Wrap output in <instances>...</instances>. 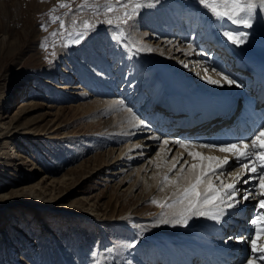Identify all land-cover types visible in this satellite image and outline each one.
<instances>
[{
    "label": "rangeland",
    "instance_id": "rangeland-1",
    "mask_svg": "<svg viewBox=\"0 0 264 264\" xmlns=\"http://www.w3.org/2000/svg\"><path fill=\"white\" fill-rule=\"evenodd\" d=\"M139 2L146 6L137 10L126 24H119L115 18L122 15L123 9L117 0H0V132H7L8 127L19 129V133L9 132V137L5 134L0 138V264H95L97 258L101 264H141L134 254L137 236L127 227L120 228L115 219L126 214L166 218L174 211L170 208L157 214L159 206L152 200L170 203L180 186L174 183L180 166L184 164L187 175V166L196 161L187 154L178 160L176 170L166 172L167 167L159 163L166 145L150 128L154 111L141 110L152 98L151 89H142V97L136 100L140 87L150 78L148 64L136 66L132 73L129 66L120 74L122 57L109 70L103 66V57L112 61L115 55L111 48L119 45L124 53L130 49L127 46L131 41L135 44L133 55L137 51L140 56L149 53L159 62L172 60V64H177L179 76H186L182 69L188 70L193 72L191 79L198 78L210 85L200 58L194 60L196 65L190 58L192 64L184 68L181 53L176 55L179 47L186 48L193 42L194 34L200 32L205 36L189 10L207 11L198 0ZM60 4L68 7L61 8ZM109 4L116 10L107 12ZM128 11H132L131 7ZM161 11L180 13L179 22L186 26L195 19L188 40H180L182 27L169 30L158 16ZM206 14L215 20L211 28L219 36L223 37L226 30L247 32V41L253 45L249 50L264 49V19L254 20L252 28L229 21L240 28L236 31L209 12ZM53 17L59 19L53 22ZM109 18L114 21L111 25L106 22ZM158 18L165 27L156 34L147 29L145 22L150 20L158 28L155 22ZM85 20L91 25L88 30L83 27ZM60 21L64 22V29L60 28ZM139 21L144 25L139 24L138 30ZM121 30L123 35L115 39ZM78 32H83L84 38L79 44L71 43L69 35L75 38ZM88 37L94 40L83 46ZM199 46L202 44L195 45L194 53L199 52ZM141 48L145 50H138ZM239 51L246 54L248 50ZM60 55L66 63L58 72L54 66ZM101 59L102 62L98 61ZM88 70H91L89 74ZM212 72L209 70L208 76L220 81ZM130 74L131 84L127 88L125 81ZM41 78L44 83L38 81ZM109 80L114 81L116 89L106 96L103 87L107 88ZM185 83L194 89L190 81ZM135 84L137 87L133 89ZM117 104L141 118L147 127L144 135L129 137L133 131L127 134L113 113L112 108ZM131 145L136 146L128 150ZM178 149L166 155L167 161L177 157ZM238 168L233 164L226 179L231 176L230 182L234 181L236 173L231 172ZM165 175L169 182L164 181ZM213 183L219 185L215 177ZM33 185L34 189L30 190ZM257 199L252 197L248 202L256 201L257 205ZM101 225L111 236L110 247L104 244L106 237Z\"/></svg>",
    "mask_w": 264,
    "mask_h": 264
},
{
    "label": "bare ground",
    "instance_id": "bare-ground-1",
    "mask_svg": "<svg viewBox=\"0 0 264 264\" xmlns=\"http://www.w3.org/2000/svg\"><path fill=\"white\" fill-rule=\"evenodd\" d=\"M189 12L191 13V17L197 18L196 22L199 23L201 30L204 29L205 36H203L204 34L201 35L200 32H199V34L196 33V34H194L193 42L189 43L188 47H186V48L179 47L177 49L176 55L181 53L180 57H181V59L184 60L182 65H187V67L184 66V68H188V66H190V64H192L190 62V58L191 59L193 58V61L194 60L196 61V59L200 58L202 60L201 65L205 67V70H206L205 75H207V77H211V76H208V71L212 70L214 72V73L212 72V74L214 75L215 78H216V76H219L220 81H223L222 77L228 76L230 79L236 80L237 84L241 85L240 87H236L235 85H228L224 81H223V83H221V86H217V87H216V84H210L209 83L210 85H207L205 83L206 81H203L201 79H198V78H196V79L194 78L195 80L191 79L193 76V72H190V71L184 70V69H182V72H185L184 74H186V76L184 75L183 77H181V75L179 76V74H178L179 69H177V64H175V65L172 64V60L159 62V61L155 60L153 57H151V55L149 53H146V54H143L142 56H140L139 52H137V51H135V55H133L132 51H134L135 44L131 41H129V43H130L129 45H128V42H126V46L128 45L127 48H130V49H128L124 53L122 52L124 49L122 50L119 45L115 48H111L110 52L114 53V55H115V58H113L114 55L112 56V58H113L112 61H108V59H105V57L100 56V58H102V57L104 58L103 63H105V65H103V66H105V68L106 67L108 68L109 66L111 67L115 61H118L119 58L122 57V61H120L121 66L119 67L120 74H122V72H124V68H128L129 66H130V70L132 73V71H134L137 68L136 66H143L145 64H148L147 68L150 69L151 75H150L149 80L144 82V84L140 87V89H139L140 94L139 93L137 94L136 100L142 97L141 92H142V89H144V88L151 89L152 98L145 102V106L142 107L141 110L148 109V111H150V110L155 111L156 108H160V112L164 114L165 112H169V109L167 108V107H169V105H171V106L173 104L177 105V103H182L183 101H186V100L187 101L197 100L198 102L207 105V107L213 108V109H216L219 111L229 110V112H230L231 109L234 108V106L236 105V109L238 111L237 112L238 114L244 113V111L247 109L243 115V123H245L247 125H253L254 126L257 123V121L262 120L261 128L264 127V121H263L264 120V106H262L261 104H258V102L255 101L253 98L254 94H259L264 89V49H263V47L261 46L263 50L260 48V46L257 47V48H260L257 50V52L250 51L249 49H251V47L253 45H251V43L247 41L246 43L240 45V47H241L240 49H245L246 51L248 50L246 54H243L242 51L234 50V49H238L237 45H234V44L230 43L229 41H226L225 38H223L224 36L223 37L219 36L216 33L215 29L211 28L213 26V24L215 23L214 22L215 20L213 21V18L210 17L209 15H207L206 11H205L206 13H204L200 9H195L193 11L189 10ZM153 16H155V14H153ZM158 16H159V18L161 17V19L164 20V23H166L168 25L169 30H171L174 27L175 28L178 27L179 29L182 27L183 34L180 36L181 37L180 40L181 41L188 40V33L190 32L191 27L193 26L195 19H193V23H191V24L187 23V26H186V25L180 24V22H179L180 17H178V16H180V13L176 14L175 12L161 11V12H159ZM159 18H158V21L157 20L155 21L154 19H152L156 22L158 28H156L154 26V24H153L154 22H152L150 20L148 22L146 20L147 22H145V25H147L146 26L147 29L151 28V31L156 32V34L160 33V31L163 30L165 25L160 21L161 19H159ZM222 23L224 24V26L230 25V29L237 30V27L230 24V22L227 20H223ZM139 24L141 25L142 23H140V21L137 22L136 26L138 25L137 26L138 30L140 28ZM143 25H141V26H143ZM198 31L199 30H196V32H198ZM167 34H170V31H168ZM173 35H174V33H173ZM142 36H143V34H142ZM94 37L96 38V41H97V37L96 36H94ZM94 37H92L93 40H94ZM155 37L158 38L157 35H155ZM92 38H90V37L86 38L84 43H83V46L85 44L90 45L89 40ZM139 39L140 38L137 37V40H139ZM102 44H103V42H102ZM197 44H202V46H199L200 49L204 46L205 47L208 45L210 46V44H212V46H213V44H215V45L218 44L221 47H225V48H228V50H232L231 53H234L237 57L240 58L239 68H233L232 69L233 72L230 74L222 66V63H223L222 60L218 59L214 55H209L208 53L202 52L201 55H202V57H204V59H205V61H204L201 57H199L198 52L194 53V51L196 50L194 47ZM105 45H106V43H105ZM189 45L192 46L191 49L189 48ZM101 46L103 47L104 44ZM200 49H199V51H200ZM92 51H94V49ZM95 51H97V50H95ZM197 51H198V49H197ZM185 53H188V54H185ZM99 54L100 53H98V55ZM90 55L93 56V53H91ZM101 55H104V54L102 53ZM131 58H132V60H131ZM98 61L102 62V59L98 60ZM195 61L193 64L196 65ZM216 61H221V62H219V64H218V62L216 63ZM64 63H66L65 57L63 55H60V57L56 63V66H54L55 71H58V72L61 71V69H62L61 66ZM108 70H109V68H108ZM81 71H83V70H81ZM89 72H91V70L90 71L88 70V74H89ZM106 72H107V69H106ZM63 73L66 75L65 71H63ZM96 74H98V72ZM90 75H91V73H90ZM88 76H87V78H88ZM33 77H35V76H33ZM108 77H109V75H108ZM108 77H107V79H108ZM131 77H132V75L130 74L126 78L125 82H126L127 88L131 84V82H130ZM42 79L43 78L39 79L38 81L44 83L45 80H42ZM134 81H136V80H133V82ZM186 81H190L192 83V87L194 88L193 90H191L188 87V85L185 83ZM98 83H100V82H98ZM106 84L107 83H105V85ZM98 85H100V84H98ZM105 85H103V86H105ZM115 86L116 85H115L114 81H110L107 84V88L103 87V89H105V90H103L105 95L111 96L113 94V90L116 89ZM136 87L137 86L135 84L133 89H135ZM106 89H108V90H106ZM246 101L249 102V105L247 107H245V109H244L243 104ZM241 102H242V105H241ZM240 107H242V108L240 109ZM112 109H113V113L115 114V116H117V119L120 121L121 124L124 125L123 128H124V130H126L125 132H127V134H129V131L130 132L133 131V134L129 135V137H134V136L136 137L138 135L142 136L146 133L144 130H147V127L146 126L144 127V122H143V124L140 123V121H142V120L139 116H137V117L135 116L136 119L134 120L133 119V116H134L133 113H131L129 110H126L122 105L117 104ZM140 115L143 116V114H140ZM210 127H211V124H204L201 126L199 124H197L195 127H193V128L191 127L186 132H183V133L177 132L173 135H168V134L160 135L159 134V137H157V138L163 139L164 144L166 145L165 154L162 157V159L160 158L161 160L159 163L160 164L162 163L164 166L167 167V170L165 169L166 172L167 171L169 172V168L171 167V165L173 163H177L181 157L184 158L187 155L188 151H198V152H201L204 156H216V157H219L220 159H223L224 157L227 156L229 161H233L234 158L230 153L220 152L216 148H201V147H199V145L202 143H208L205 140L209 139V136L212 135L211 133L208 132ZM8 128L6 130L7 132H5V131L0 132V138L5 137L4 136L5 134H7L6 136L9 137V134H8L9 132H11L10 134H12V135L19 133V129H17V128H15L14 130H11ZM260 129H256L257 134H259ZM196 130H200L202 133L199 132L197 134V133H195ZM252 131L247 135L248 138H245V139L239 138V136H237V138H235V137L230 138L229 134H219L217 137V140L214 143H208V144L221 145V144H226V143H230V142L231 143H237L240 140H244V142L250 143ZM230 133H233V131ZM212 138H215V137L213 136ZM177 140L189 142L191 144L196 145V147H194V148L190 147L188 149L182 148L178 144L175 143V141H177ZM165 141H167V143H165ZM136 143H138V142H136ZM135 146L136 145H131V147H128L127 149L132 150L133 148H135ZM176 147H179L178 151L176 152V153H178V155L175 154L177 157H175V159L173 158L174 160H172L170 162L167 161V159L165 158L166 155L168 153H170L172 149L174 150ZM144 148L150 149V147H144ZM120 154H122V152ZM183 154H185V155H183ZM196 162H198V161H196ZM233 164H235V163H231L229 166H226L224 169L220 170V172H222V173L224 172V174H225V175H222V174L220 175V180H223L224 183H233L234 182V181L230 182L231 181L230 179L232 178L231 176H229L230 179L229 178L226 179V176H228L227 171L232 168ZM239 171H240V168H238L237 170H235L234 172H231V173L235 174ZM188 175H189V173H187V175H185V176H188ZM214 177L216 178V176L211 177L212 180L214 179ZM244 178L245 177H243L241 179V181ZM220 180H218V182H220ZM179 183L180 184H178V185H180V186L178 187L177 191H179L181 188L186 186L188 181L185 179V180H181ZM256 183H257V181H252L249 184L239 182V183H237V188L238 189L240 188L239 189L240 193L243 190H245V191L252 190L253 191V187ZM29 188H30V190L34 189V185L29 187ZM23 192L24 191H21V193H23ZM172 197L174 198L173 195H172ZM249 201H251V200L249 199ZM245 204L246 203L243 202L242 204L238 205L237 209H239V210L228 209L227 210L228 214H226L224 217H222V219L219 222L214 221V220L207 218V217H193V218L188 220L186 225L178 224V223L174 222L176 219L174 213L178 210L177 208H173L174 211L171 212L169 214V216L166 218H161V217L157 218L156 216L151 217V218H148V217L143 218L140 216L138 217L134 214H126L119 219H115V221L118 223V226L120 228L127 227L137 236V239H136V243H137L136 250L137 251L134 254L139 257V261L141 264H157V262L160 261L161 259L158 256L153 255V254H155L156 249L159 250V253H161V256H162L164 261H166V262L172 261L176 264H191L190 260L197 259L200 256V254H204L205 256H208V257H212L215 255L230 256L226 260L225 264H228V263L233 264L235 262V259H236L233 256H238L237 257V263L243 264V261L245 258V255H244L245 252L247 254L250 253V255H251L250 244L246 243V242H243V243L239 242L235 238L229 239V237H241V236L247 237V236L253 235L254 226L251 225L250 223H248L249 220H247V222L245 224H241V225L238 222V219H239L238 216L241 215V212H244L250 208L248 206L246 207ZM167 209H170V208L159 207L157 210L158 211L157 214L165 213V211H167ZM259 210H262V209L259 208ZM251 212H252V210H251ZM258 213L259 212H257L256 214H258ZM261 213H263V212H261ZM251 218H252V216H251ZM164 220H167L168 222L163 223L162 221H164ZM100 227L103 228L102 225ZM216 227H221L223 230L226 231L224 236H222V237L214 236V230L216 229ZM103 231H104L103 232L104 236L103 235L102 236L106 237L104 244L106 247H110L108 244L112 242V240L110 238L111 236H108V233L105 230V228H103ZM259 243L264 244V238H262L259 241ZM114 248H116V247H114ZM109 253H111V252H109ZM102 256H104V255H102ZM250 258H251V256L249 257V259ZM121 259H122V257H121ZM125 260H126V258H125ZM163 260H162V263H164ZM158 264H160V263H158ZM256 264H264V261H257Z\"/></svg>",
    "mask_w": 264,
    "mask_h": 264
},
{
    "label": "snow or ice",
    "instance_id": "snow-or-ice-1",
    "mask_svg": "<svg viewBox=\"0 0 264 264\" xmlns=\"http://www.w3.org/2000/svg\"><path fill=\"white\" fill-rule=\"evenodd\" d=\"M198 3L218 21L227 20L232 24L243 26L244 28H252L253 21L257 19H264V0H198ZM120 9H123L122 15L115 18L119 24H126L133 18V15L142 7L146 5L137 0L135 3H120L117 0ZM87 6V5H85ZM59 7H68L66 4H60ZM107 12L115 11V7L111 4L107 5ZM131 7L132 11H128ZM259 9V12L257 11ZM58 17H53L55 22ZM108 24H113V19L109 18L106 21ZM75 24V21H73ZM83 27L88 30L91 25L88 21H83ZM60 28L64 29L65 24L60 21ZM57 35L56 33L52 34ZM123 35L121 30L120 34L114 38L119 40ZM223 36L227 38L234 45H242L247 42V32H233L226 30L223 32ZM84 38L83 32L75 34V38L69 35L71 43L79 44ZM191 45L189 48L191 49ZM138 50H145L143 48ZM152 51V49H147ZM188 54V53H185ZM187 67V65H185ZM208 83L219 84V80L206 77ZM223 81L228 85L237 84L236 80L230 79L228 76L222 77ZM129 111H131L129 109ZM135 120L136 117L133 116ZM143 124V121H140ZM254 138L250 139V143L240 140L237 143H226L221 145L202 143L199 145L201 148H216L220 152L230 153L233 156V161H229L228 157L220 159L216 156H204L198 151H188V156L192 158L194 162L187 166L188 176L184 175V164L180 166V170L177 173V180L174 182L177 185L181 180H187L186 186L179 191L173 193L174 199L170 203H160L156 200H152V203L157 204L159 207L177 208L174 213L176 219L175 223L186 225L188 220L193 217H207L214 221H220L227 213L228 209H237V206L244 201H248L252 197H257V203L259 208L264 209V127L259 130V134H253ZM167 143V141H165ZM180 147L188 149L190 147H196V145L189 142L177 140L175 141ZM140 147V145H137ZM182 159V157H181ZM179 162V161H178ZM187 164V161L184 162ZM231 163H235L240 168V171L236 173L233 183H224L220 180L222 174L220 170L229 166ZM177 167L176 163H173L169 168V172H173ZM216 176L217 180H220L219 185L213 183L212 176ZM243 176H248V179H244L242 182L249 184L252 181H257L253 187V191H245L240 193L237 188V183L241 182ZM165 182H169V177L165 175ZM238 195L240 196L237 199ZM239 210V209H237ZM167 223V220L162 221ZM254 226L253 235L247 237H229V239H237L239 242H246L250 244L251 258L246 259L243 264H256L257 261H264V244L259 241L264 238V213H258L248 221ZM133 247L135 245H132ZM96 255V254H94ZM95 264H101L99 258L96 259Z\"/></svg>",
    "mask_w": 264,
    "mask_h": 264
}]
</instances>
